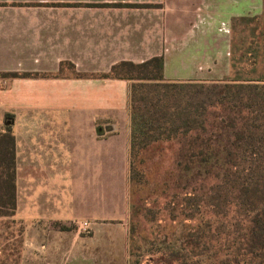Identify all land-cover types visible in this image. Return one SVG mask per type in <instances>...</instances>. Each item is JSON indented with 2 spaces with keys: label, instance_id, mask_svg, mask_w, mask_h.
I'll return each instance as SVG.
<instances>
[{
  "label": "crops",
  "instance_id": "obj_1",
  "mask_svg": "<svg viewBox=\"0 0 264 264\" xmlns=\"http://www.w3.org/2000/svg\"><path fill=\"white\" fill-rule=\"evenodd\" d=\"M262 3L0 0V74H31L0 76V131L8 114L15 146L13 219L24 224L18 264H128L129 82L96 75L163 56L165 79L205 81L209 67L190 54L187 70L178 54L199 49L196 31H229ZM167 31L187 38L171 42L181 33Z\"/></svg>",
  "mask_w": 264,
  "mask_h": 264
},
{
  "label": "trees",
  "instance_id": "obj_2",
  "mask_svg": "<svg viewBox=\"0 0 264 264\" xmlns=\"http://www.w3.org/2000/svg\"><path fill=\"white\" fill-rule=\"evenodd\" d=\"M163 70V56H153L96 75L129 82V200L142 183L143 154L172 147V168L156 183L164 230L146 235L148 254L133 264H264V76L252 68L208 84L168 80ZM3 130L0 217L15 221L14 136L9 124Z\"/></svg>",
  "mask_w": 264,
  "mask_h": 264
},
{
  "label": "rangeland",
  "instance_id": "obj_3",
  "mask_svg": "<svg viewBox=\"0 0 264 264\" xmlns=\"http://www.w3.org/2000/svg\"><path fill=\"white\" fill-rule=\"evenodd\" d=\"M253 6H251V10L253 11L252 16L247 15L245 18L239 19L233 18L229 31H196L192 36V42L194 39L196 42L198 41L194 45V48L199 49L197 51L193 50V52H182L181 55L178 54L179 59L175 63H178V65L184 63L185 69L188 68L187 70H189V62L185 57H188L190 54L198 56L194 57L197 59L195 63L200 66L207 65L209 67L210 72H208L207 78L203 81L208 84L233 78L234 76L246 77L248 76L246 71L252 68H255L259 74L264 76V0L260 7L259 5ZM179 32L181 33V37L176 35L174 38H169V40L172 42V39H174L177 42L179 38L181 40L187 38L185 34L188 31H167V35ZM181 57H184V59H181ZM252 60L255 61V64H251ZM17 102L15 101L16 105ZM124 105L128 113L130 142L131 117L129 114L128 93L126 104L124 103ZM9 119V115H5L4 120L9 121ZM157 151L155 148L152 152L143 154L145 155L143 157L144 162L136 165L140 171L139 177L142 183L139 184L137 182L139 184L137 185L138 188H135L137 194L135 193L136 195H134L132 200L131 198L129 200L128 196V183L129 232L131 230L129 233L128 264L137 263L138 259L142 260L148 254L151 244L146 239L147 236L150 235L153 228L155 231L164 230L166 223V220H163V213L161 212L166 199L160 194V188L156 186V183L163 178L167 170L172 168L170 154L172 147L169 146L167 148L166 146V149L163 151L164 154L161 152L159 154ZM150 192H152L151 195H149ZM118 206L120 211L121 206ZM152 211H154V215ZM52 226L56 227L55 224H52ZM23 231V223L12 221L11 218L0 217V264L5 261L6 264L19 263L21 252L24 250ZM163 233H161V236L155 237L156 241L164 238ZM36 262L37 264H46L49 261L43 260L42 257V260H37ZM22 264H31V260L23 258Z\"/></svg>",
  "mask_w": 264,
  "mask_h": 264
},
{
  "label": "water",
  "instance_id": "obj_4",
  "mask_svg": "<svg viewBox=\"0 0 264 264\" xmlns=\"http://www.w3.org/2000/svg\"><path fill=\"white\" fill-rule=\"evenodd\" d=\"M11 121H7V122H5V124H9Z\"/></svg>",
  "mask_w": 264,
  "mask_h": 264
}]
</instances>
